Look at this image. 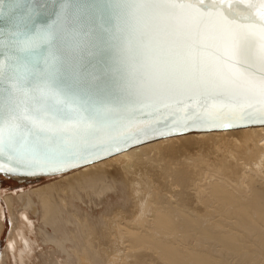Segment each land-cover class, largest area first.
Instances as JSON below:
<instances>
[{
	"label": "snow or ice",
	"instance_id": "6c2138e0",
	"mask_svg": "<svg viewBox=\"0 0 264 264\" xmlns=\"http://www.w3.org/2000/svg\"><path fill=\"white\" fill-rule=\"evenodd\" d=\"M223 119L264 122V0H0L10 163L61 170Z\"/></svg>",
	"mask_w": 264,
	"mask_h": 264
},
{
	"label": "bare ground",
	"instance_id": "6f19581e",
	"mask_svg": "<svg viewBox=\"0 0 264 264\" xmlns=\"http://www.w3.org/2000/svg\"><path fill=\"white\" fill-rule=\"evenodd\" d=\"M9 176L32 185L0 198V264H264V123Z\"/></svg>",
	"mask_w": 264,
	"mask_h": 264
},
{
	"label": "water",
	"instance_id": "95a60500",
	"mask_svg": "<svg viewBox=\"0 0 264 264\" xmlns=\"http://www.w3.org/2000/svg\"><path fill=\"white\" fill-rule=\"evenodd\" d=\"M36 3H41V4H48V5H52L54 0H35ZM47 19V17L45 16H41L40 20L43 22ZM219 125L222 126H192L191 124L183 130H177V131H171V121L168 122L169 126L168 127H163V130L165 131V135H149L148 137H138L137 140L135 141H128L127 144H120L117 145L116 148H118V150H113L110 151L109 153H101L99 155L96 156H90L87 159V162H80L77 163L75 166L73 167H69V168H64L61 170H40V169H29V168H24V167H18L16 166L14 163H10L5 157L0 156V166L3 167V171H0V174H4V175H26V176H34V177H40V176H45L48 174H52V173H57V172H63V171H67L71 168L92 162V161H96L99 159H102L104 157L110 156L114 153H117L121 150H124L130 146H133L135 144L138 143H142L151 139H155V138H159V137H164L167 135H174V134H180V133H186V132H190V131H197V130H212V129H223V128H233V127H242V126H246V125H253V124H263L264 122H260L259 120H255V121H244V122H239V121H233L230 119H223L221 121L217 122ZM231 125V126H228ZM13 168H16V170H12Z\"/></svg>",
	"mask_w": 264,
	"mask_h": 264
},
{
	"label": "rangeland",
	"instance_id": "374dc122",
	"mask_svg": "<svg viewBox=\"0 0 264 264\" xmlns=\"http://www.w3.org/2000/svg\"><path fill=\"white\" fill-rule=\"evenodd\" d=\"M22 185H26L27 187H29L32 184H30V183L29 184L28 183L22 184L19 181L14 180V178L12 176L0 174V198L2 199V196L4 195L5 192L17 190V189L21 188ZM6 213H7V219L10 220L11 216H10V212L8 209H6ZM9 231H10V227L6 231V234L3 238L4 240L0 243V261H1V257L3 254V250L5 248V242L7 240L8 235H9Z\"/></svg>",
	"mask_w": 264,
	"mask_h": 264
}]
</instances>
